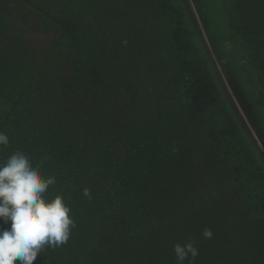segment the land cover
I'll return each mask as SVG.
<instances>
[{
  "label": "trees",
  "instance_id": "trees-1",
  "mask_svg": "<svg viewBox=\"0 0 264 264\" xmlns=\"http://www.w3.org/2000/svg\"><path fill=\"white\" fill-rule=\"evenodd\" d=\"M0 131L75 224L34 264H264V0H0Z\"/></svg>",
  "mask_w": 264,
  "mask_h": 264
},
{
  "label": "clouds",
  "instance_id": "clouds-1",
  "mask_svg": "<svg viewBox=\"0 0 264 264\" xmlns=\"http://www.w3.org/2000/svg\"><path fill=\"white\" fill-rule=\"evenodd\" d=\"M9 145V137L0 131V148ZM55 183L54 177L45 178L30 156L16 151L0 162V264H34L40 252L47 247L65 244L71 228V209L64 198L52 199L45 193ZM89 196V190H84ZM205 239L212 231L205 228ZM176 264H189L199 255L193 242L173 246ZM191 258V259H190Z\"/></svg>",
  "mask_w": 264,
  "mask_h": 264
},
{
  "label": "rangeland",
  "instance_id": "rangeland-1",
  "mask_svg": "<svg viewBox=\"0 0 264 264\" xmlns=\"http://www.w3.org/2000/svg\"><path fill=\"white\" fill-rule=\"evenodd\" d=\"M236 102H237V100H236ZM236 102H234V103H236ZM237 103H238V102H237ZM238 108H239V107H238ZM240 116H241V118H243L242 121H243L244 123H246L247 127H249L250 131L252 132V128L250 127L249 123H248L247 120H246V117L243 115V113H242L241 110H240Z\"/></svg>",
  "mask_w": 264,
  "mask_h": 264
}]
</instances>
